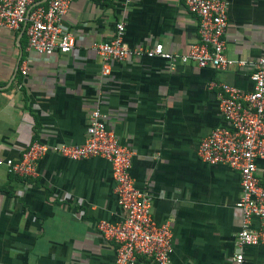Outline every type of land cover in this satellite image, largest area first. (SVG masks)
<instances>
[{
    "label": "crops",
    "instance_id": "1",
    "mask_svg": "<svg viewBox=\"0 0 264 264\" xmlns=\"http://www.w3.org/2000/svg\"><path fill=\"white\" fill-rule=\"evenodd\" d=\"M226 1V54L251 65L264 56V0ZM119 22L130 48L162 44L184 54L197 39V18L183 0H71L62 19L75 38L69 53L29 49L23 26L0 31V264H114L113 242L95 227L122 217L110 162L72 160L54 148L82 144L94 109L135 152L134 184L152 195L154 219L172 229L170 264H235L239 176L202 161L197 147L222 123L219 84L251 90L250 68L132 55L103 75L92 44L113 38ZM34 140L52 147L37 177L10 174L5 161ZM243 255L242 264H264V243L245 246Z\"/></svg>",
    "mask_w": 264,
    "mask_h": 264
},
{
    "label": "built area",
    "instance_id": "2",
    "mask_svg": "<svg viewBox=\"0 0 264 264\" xmlns=\"http://www.w3.org/2000/svg\"><path fill=\"white\" fill-rule=\"evenodd\" d=\"M127 2L129 0H109ZM71 0H0V31L19 29L25 24L27 47L39 54L69 53L75 43L73 33L62 23ZM189 13L197 18V39L184 54L166 51L162 44L150 48H130L124 39V25L116 24L113 38L94 42L92 49L102 57L101 72L108 75L112 64L128 57H160L168 63H192L199 68L224 71L232 66L250 68L252 89L245 91L227 83L219 84L217 98L222 123L201 139L198 157L209 164H222L236 171L241 193L235 208L241 216L236 234L235 264L244 261L243 248L264 243V185L259 164H264V56L249 65L234 60L225 50L228 27L226 0H183ZM25 74V69H21ZM47 142L34 140L23 147L16 159L5 161L10 174L34 178L39 174V160L51 150ZM61 156L82 160L102 157L110 162L114 190L122 212L118 222L104 219L95 224L97 232L115 246L114 264H170L173 233L167 221L152 216V195L138 189L130 174L133 149L120 143L107 127L106 115L99 109L89 114L85 141L61 143L54 147ZM264 170V167H263ZM252 218L258 220L251 226Z\"/></svg>",
    "mask_w": 264,
    "mask_h": 264
},
{
    "label": "water",
    "instance_id": "3",
    "mask_svg": "<svg viewBox=\"0 0 264 264\" xmlns=\"http://www.w3.org/2000/svg\"><path fill=\"white\" fill-rule=\"evenodd\" d=\"M24 28H25V24L23 25V29H24ZM13 77H14V76H13ZM13 77H12V78H13ZM7 86H9V85H7Z\"/></svg>",
    "mask_w": 264,
    "mask_h": 264
}]
</instances>
